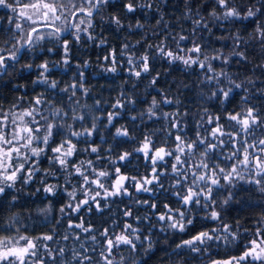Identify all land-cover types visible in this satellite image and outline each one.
Segmentation results:
<instances>
[{
	"label": "clouds",
	"instance_id": "obj_1",
	"mask_svg": "<svg viewBox=\"0 0 264 264\" xmlns=\"http://www.w3.org/2000/svg\"><path fill=\"white\" fill-rule=\"evenodd\" d=\"M0 264H264V0H0Z\"/></svg>",
	"mask_w": 264,
	"mask_h": 264
}]
</instances>
